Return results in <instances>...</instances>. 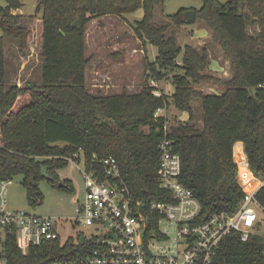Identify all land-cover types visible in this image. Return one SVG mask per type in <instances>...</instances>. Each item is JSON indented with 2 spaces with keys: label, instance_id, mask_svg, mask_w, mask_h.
Here are the masks:
<instances>
[{
  "label": "trees",
  "instance_id": "obj_1",
  "mask_svg": "<svg viewBox=\"0 0 264 264\" xmlns=\"http://www.w3.org/2000/svg\"><path fill=\"white\" fill-rule=\"evenodd\" d=\"M0 5V183L22 179L28 204L37 208L45 197L40 183L74 193L72 182L59 187L57 171L69 166L75 154L100 168L104 158H115L122 177L148 215L150 230L158 229V216L150 213L152 202H174L172 193L160 187V143L166 137L182 161L181 182L193 191L201 204L198 219L235 213L244 198L239 185L242 173L234 161V147L243 143L249 167L264 179V0H202L196 12L212 31L231 63L232 78L222 94H204L196 85L210 78L204 75L210 65L206 48L184 49L169 28L186 25L185 11L169 17L170 25L154 22L161 0H39L37 24L41 42L42 82L21 87L6 85L5 37L19 41L20 50L32 49L30 29L22 25L23 16L13 12L22 0H5ZM242 8V10H241ZM144 10L134 34L142 43L157 48V58L148 68L151 78L165 79V73L178 66L184 74L172 79L173 95L156 94L144 87L136 94L96 96L86 86V36L88 25L97 19L124 17ZM246 11H248L246 13ZM258 25L257 35L248 32ZM203 107V127L194 124L192 103ZM171 105L189 114V120L169 125L160 110ZM49 167L50 180L42 177ZM257 199L264 207V187ZM69 243L59 241L30 249L24 255L16 236L7 233L3 254L9 264H52L60 253H68ZM264 237L253 236L241 242L229 235L220 245L217 264L264 263Z\"/></svg>",
  "mask_w": 264,
  "mask_h": 264
},
{
  "label": "built area",
  "instance_id": "obj_2",
  "mask_svg": "<svg viewBox=\"0 0 264 264\" xmlns=\"http://www.w3.org/2000/svg\"><path fill=\"white\" fill-rule=\"evenodd\" d=\"M235 147L236 165L241 173L245 169L258 187L248 189L240 178L244 198L233 214H216L198 223L201 204L193 191L181 182V157L166 137L160 143L159 184L172 193L174 202L150 204V213L158 216L156 231L150 230L143 204L124 181L115 158H104L99 169L94 164L88 168L78 154L68 161L72 169H78L83 176L85 194L81 197L80 189L76 192L73 202L77 217L73 221L76 227L92 229L89 236L80 233L76 239L62 241L60 219L9 208L10 180L0 183V229L5 231V237L7 233L16 236L17 246L24 255L32 248L56 241L62 247L69 243L72 249L60 253L52 264H217L219 247L229 235H238L244 243L253 236L264 237V207L257 199L264 180H259L251 171L245 148L241 150L243 160L240 162ZM165 222L175 231L174 244L167 247L161 246L169 242L168 232L161 229ZM0 264H9L3 253H0Z\"/></svg>",
  "mask_w": 264,
  "mask_h": 264
},
{
  "label": "rangeland",
  "instance_id": "obj_3",
  "mask_svg": "<svg viewBox=\"0 0 264 264\" xmlns=\"http://www.w3.org/2000/svg\"><path fill=\"white\" fill-rule=\"evenodd\" d=\"M218 1L227 4L233 0ZM22 4L23 7L19 11L13 12V15L23 16L22 25L29 27V43H32L33 47L32 49L20 50L18 40L5 37L4 57L8 76L6 85L8 87H21L28 83L39 84L42 82L41 42L37 24L38 16H42L41 13L37 15L39 0H22ZM0 5L6 7L7 3L5 0H0ZM202 7V0H161L160 5L155 10L154 22L157 25L168 26L170 25L169 17L176 15L181 10L185 12L199 11ZM143 17L144 10L139 9L131 15L124 17L107 16L94 20L88 25L86 86L91 94L96 96H113L122 93L136 94L148 86L156 88L157 95L160 93L168 95L173 92V77L177 74H184L181 68V59H178L179 67L165 73V79L156 81L151 78L148 66L155 62L157 48L150 43H142L134 34L137 22L141 21ZM204 29H208L204 22L197 20L193 24H186L180 28L171 26L167 35L175 37L178 45L183 49L186 46L195 47L199 51L206 48L211 60L217 61L219 58L225 60L221 47L213 42L212 34L207 35ZM248 32L257 35L260 32V27L258 25L249 27ZM0 35H2L1 31ZM212 69L213 71L209 67L204 73L210 79L201 82L195 88L201 92L205 91L204 94L207 92L222 94L226 89L225 82L232 77L231 63L230 61L229 64L223 63L219 70L214 66ZM201 114H203L202 103L194 100L193 117L199 128L201 126ZM157 115L165 116L171 126H177L180 122L185 123L189 119L188 113L179 111L174 105H171L167 110L159 111ZM80 166L82 167V163ZM57 174L59 183L72 181L74 193L60 191L48 181H43L39 188L45 197L44 203L40 207L33 208L27 202L22 179L16 178L11 181L8 188L7 202L9 208L60 219L59 233L62 241L69 238L76 239L80 233L89 236L93 232L92 229L76 227L73 221L77 217L76 205L73 202L76 192L80 189L81 197H84L85 194L83 176L78 169H72V164L58 170ZM250 187L251 189L257 188L258 183L253 182ZM161 229L169 234V242L162 243L161 246H172L175 239L174 229L168 226L166 222L161 225ZM4 242L5 231L0 229V253H3Z\"/></svg>",
  "mask_w": 264,
  "mask_h": 264
},
{
  "label": "crops",
  "instance_id": "obj_4",
  "mask_svg": "<svg viewBox=\"0 0 264 264\" xmlns=\"http://www.w3.org/2000/svg\"><path fill=\"white\" fill-rule=\"evenodd\" d=\"M19 11V10H18ZM15 12H17V11H15ZM200 22H202L201 20H199ZM198 25V24H197ZM207 27V26H206ZM208 28V27H207ZM209 29V28H208ZM208 29L206 30V29H204V31H206V34L208 35L209 33L210 34H212V31L209 29V31H208ZM212 36V35H211ZM195 48V47H194ZM223 53V52H222ZM225 61V62H224ZM223 63H226V64H229V61H228V59H225V60H223V59H221V58H219L217 61H215V60H211L210 59V65H209V67H210V69L213 71V69H212V67L214 66V67H216L218 70L220 69V67H221V65L223 64ZM220 66V67H219ZM226 69V68H225ZM225 69H224V71H225ZM230 69V68H229ZM217 70V71H218ZM216 71V72H217ZM219 75H220V73H218ZM232 78V77H231ZM230 78V79H231ZM230 79H228V80H230ZM174 91H175V88L173 87V92H171V94H168V95H173L174 94ZM205 92V91H204ZM203 92V93H204ZM205 94H212V93H210V92H207V93H205ZM214 94H216V93H214ZM192 109H193V103H192ZM201 112V111H200ZM183 113H185V112H183ZM189 115V114H188ZM190 118V117H189ZM193 119H194V117H193ZM189 120V119H188ZM187 120V121H188ZM194 124H196L195 123V121L193 122ZM200 124H201V126H200V128H202L203 127V114H201V121H200ZM235 149H237V150H242V149H244V145H243V143H237L236 144V147H235Z\"/></svg>",
  "mask_w": 264,
  "mask_h": 264
},
{
  "label": "water",
  "instance_id": "obj_5",
  "mask_svg": "<svg viewBox=\"0 0 264 264\" xmlns=\"http://www.w3.org/2000/svg\"><path fill=\"white\" fill-rule=\"evenodd\" d=\"M184 21L186 22V24L195 23L196 22V12L195 11L185 12ZM48 171H49V167H43L41 170L42 177L46 180H50V176L48 174ZM59 187L60 188H67V186L63 182L59 183ZM83 241H84V239L81 240V242H83Z\"/></svg>",
  "mask_w": 264,
  "mask_h": 264
},
{
  "label": "bare ground",
  "instance_id": "obj_6",
  "mask_svg": "<svg viewBox=\"0 0 264 264\" xmlns=\"http://www.w3.org/2000/svg\"><path fill=\"white\" fill-rule=\"evenodd\" d=\"M237 158L239 159V161L241 162L243 160V154L241 152V150H238V154H237ZM241 180L244 182V184L247 185V188L248 189H251V184L253 183L251 181V178L250 176L247 174L246 170L245 169H242V177H241Z\"/></svg>",
  "mask_w": 264,
  "mask_h": 264
}]
</instances>
